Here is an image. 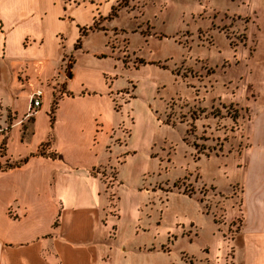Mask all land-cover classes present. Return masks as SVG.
Instances as JSON below:
<instances>
[{
	"label": "rangeland",
	"instance_id": "rangeland-1",
	"mask_svg": "<svg viewBox=\"0 0 264 264\" xmlns=\"http://www.w3.org/2000/svg\"><path fill=\"white\" fill-rule=\"evenodd\" d=\"M250 3L114 0L89 27L105 42L80 39L75 51L65 43L74 73L65 66L49 83L48 115L61 152L81 162L97 154L91 174L101 181L111 264L231 263L244 129L260 97L245 64L263 63ZM76 109L85 115L76 119ZM33 115L23 116L25 137ZM12 118L0 106V121ZM38 120L45 125V113ZM20 148L13 139L11 151Z\"/></svg>",
	"mask_w": 264,
	"mask_h": 264
},
{
	"label": "crops",
	"instance_id": "crops-1",
	"mask_svg": "<svg viewBox=\"0 0 264 264\" xmlns=\"http://www.w3.org/2000/svg\"><path fill=\"white\" fill-rule=\"evenodd\" d=\"M250 2L246 12L255 13L261 28L263 63L257 58L245 64L247 79L257 85L260 97L244 129L247 141L238 166L243 178L237 180L241 221L230 244V264H264V0ZM113 4L114 0H0V106L13 115L9 122L0 121V129L5 128L0 130L4 146L0 162L27 159L0 168V264H111L104 236L105 199L100 179L91 174L98 165L97 154L81 162L73 153L61 152L56 146V118L51 121L48 108L54 90L51 80L65 66L64 73H74L65 58V43L75 51L80 39L81 46L92 38L105 42L104 32L89 27ZM43 82L47 90L42 89ZM37 88L43 90V98L29 137L37 131L41 137L29 149L23 116ZM41 112L43 126L38 120ZM82 112L86 111L71 114L79 119ZM53 131L56 140H51ZM13 139L23 149L12 152ZM43 143L47 151L38 153Z\"/></svg>",
	"mask_w": 264,
	"mask_h": 264
},
{
	"label": "built area",
	"instance_id": "built-area-1",
	"mask_svg": "<svg viewBox=\"0 0 264 264\" xmlns=\"http://www.w3.org/2000/svg\"><path fill=\"white\" fill-rule=\"evenodd\" d=\"M42 98L43 90L41 88L35 89L30 96L27 112L24 115L25 117H30L37 111V109L41 106ZM0 130L2 131L4 128Z\"/></svg>",
	"mask_w": 264,
	"mask_h": 264
},
{
	"label": "trees",
	"instance_id": "trees-1",
	"mask_svg": "<svg viewBox=\"0 0 264 264\" xmlns=\"http://www.w3.org/2000/svg\"><path fill=\"white\" fill-rule=\"evenodd\" d=\"M2 147H3V145L0 146V148H2ZM26 160H27V159L25 158V159H22V160H20V161L15 162V163L7 162L6 165L3 167V169L8 168V167H12V166H14V165H18V164H20L21 162H24V161H26Z\"/></svg>",
	"mask_w": 264,
	"mask_h": 264
},
{
	"label": "water",
	"instance_id": "water-1",
	"mask_svg": "<svg viewBox=\"0 0 264 264\" xmlns=\"http://www.w3.org/2000/svg\"><path fill=\"white\" fill-rule=\"evenodd\" d=\"M68 75H70V74H68Z\"/></svg>",
	"mask_w": 264,
	"mask_h": 264
}]
</instances>
